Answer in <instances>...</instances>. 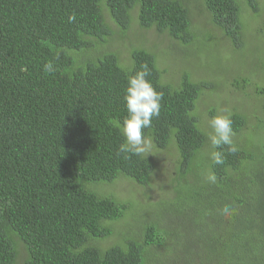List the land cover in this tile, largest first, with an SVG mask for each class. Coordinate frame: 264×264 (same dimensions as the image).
I'll return each instance as SVG.
<instances>
[{"label": "trees", "instance_id": "obj_1", "mask_svg": "<svg viewBox=\"0 0 264 264\" xmlns=\"http://www.w3.org/2000/svg\"><path fill=\"white\" fill-rule=\"evenodd\" d=\"M204 8L219 33L215 50L225 39L246 51L252 33L264 45V0H204ZM242 20L257 26L244 31ZM150 30L185 47L198 33L179 0H0V264H160V256L164 264H264V87L255 95L245 79L231 86V94L250 90L263 118L255 126L256 115L244 108L226 110L237 150L211 148L224 159L213 164L208 136L191 113L210 84L183 74L182 86L172 89L178 80H165L142 48L129 49L122 62L118 44L129 39L132 46L130 32ZM49 60L52 73L43 69ZM144 63L163 93L160 115L144 133L154 146L172 148L167 196L183 198L176 213L186 237L153 207L154 218L146 211L165 198L144 193L153 187L155 164L145 154L116 155L127 78ZM215 113H208L210 131ZM250 132L262 142L236 143ZM121 182L142 204L141 215L129 219L134 237L131 229L115 231L130 210L108 191ZM112 238L119 240L112 245Z\"/></svg>", "mask_w": 264, "mask_h": 264}, {"label": "rangeland", "instance_id": "obj_2", "mask_svg": "<svg viewBox=\"0 0 264 264\" xmlns=\"http://www.w3.org/2000/svg\"><path fill=\"white\" fill-rule=\"evenodd\" d=\"M188 10L190 11V20L198 33L194 34L195 42L189 43L186 47L180 42H173L164 36H158L154 30L149 32H144L141 36H131L137 41L135 44L130 45L129 39L122 41L118 47L121 50L122 62H127L129 57V49L131 48H142L148 51L150 54L156 58V66L161 71H166L165 80L177 81V88L179 89L185 81V76L183 74H188V77L194 82H207L210 84L209 90H200L198 92L197 98L194 103V109L192 114L199 118L200 125L198 128L205 134L206 138L210 131L207 126L208 113L210 111H216L217 114H226L227 111H234L235 109L244 108L247 110V114L250 117H254L256 113L260 111L258 107L259 99L255 101H250L252 97L251 91L255 94V87H264V45L259 41L257 36L252 33L250 35L249 42L244 43V48L246 51H238L233 47L231 42L225 39L219 41L217 44L218 50H215L213 45V40L219 33L215 27L211 24V18L204 8V0H179ZM242 23L244 25V31L250 25L253 27L257 26L256 23L251 24L250 20H246ZM136 34V32H133ZM213 52H217L218 57H211ZM214 53V54H215ZM249 62V63H247ZM242 79L246 80L250 90H242L243 92H238L236 94H231V86L236 85ZM234 87V86H233ZM251 93V94H250ZM257 95V94H255ZM247 102H249L247 104ZM247 104V106L245 105ZM243 109V110H244ZM241 111V110H240ZM214 115V116H215ZM260 115V112H259ZM256 115L252 119V125L258 126L260 124V119L262 116ZM255 124H254V123ZM208 129V131H206ZM236 143L242 145L244 141L249 140V142L261 143L262 140L258 139L253 135L252 132L245 134L243 137H236ZM247 142V144L249 143ZM210 149L206 150L207 155L210 154ZM170 150L160 149L152 144V147L148 152L145 153L146 157L150 159L152 163L155 164V172L153 176V187L145 191L144 193L150 196L152 201H156L165 197L158 203L147 204L148 207L146 211L150 213V219L155 217L153 214L152 207L156 211V216L160 219H168L172 225L178 224L174 228L175 233H180L181 236L186 237V222L181 220L182 216H178L176 210L183 207L184 201L181 199L169 197L171 193V181L174 177V164L176 163V158L172 157ZM255 154L258 153L255 151ZM208 158V157H207ZM257 161V160H256ZM201 172V171H200ZM198 172V174L200 173ZM202 176V175H201ZM127 182L120 183V189H110L111 195L114 199L121 201L123 203H129V211L126 212L124 222L119 225L115 231L127 232L131 229L129 237H134L135 230L133 221L129 220L135 215L136 218L141 215L140 206L142 205L138 200L137 195L132 191L131 186H127ZM92 191L91 189L87 188ZM142 190V189H139ZM143 198L142 195H139ZM182 197V196H180ZM172 199V200H171ZM144 200H146L144 198ZM136 206V209H135ZM150 206V207H149ZM145 214V211L142 212ZM183 215V212H181ZM153 214V215H152ZM161 224H164L163 220H158ZM166 223V222H165ZM159 225V223H156ZM165 228V226L163 227ZM112 245L116 244L119 239L112 238ZM160 264H164L162 257H158Z\"/></svg>", "mask_w": 264, "mask_h": 264}, {"label": "clouds", "instance_id": "obj_3", "mask_svg": "<svg viewBox=\"0 0 264 264\" xmlns=\"http://www.w3.org/2000/svg\"><path fill=\"white\" fill-rule=\"evenodd\" d=\"M43 69L46 73L54 72L53 61H47ZM150 75L151 70L148 64L144 63L140 65V70H136L127 78L123 99L128 114L121 125L124 142L119 145L116 152L117 156L123 154L124 159L144 155L152 147V141L145 135L144 130L152 126L153 117H159L163 93L154 88L148 79ZM210 125L212 132L208 134V139L212 149H222L223 146H227L230 152H235L237 149L233 142L235 133L232 129L231 113L213 116ZM209 155L213 164L224 163L221 151L213 150ZM206 179L210 183H216L214 173H209ZM222 211L228 214L230 207L226 205Z\"/></svg>", "mask_w": 264, "mask_h": 264}]
</instances>
